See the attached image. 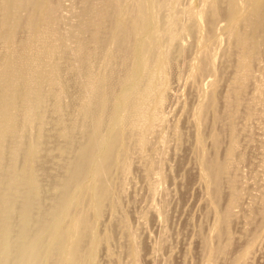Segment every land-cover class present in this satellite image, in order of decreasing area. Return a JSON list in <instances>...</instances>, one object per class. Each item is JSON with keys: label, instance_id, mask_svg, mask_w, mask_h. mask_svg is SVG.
Segmentation results:
<instances>
[{"label": "rangeland", "instance_id": "1", "mask_svg": "<svg viewBox=\"0 0 264 264\" xmlns=\"http://www.w3.org/2000/svg\"><path fill=\"white\" fill-rule=\"evenodd\" d=\"M20 1L0 0V138H4L0 140V195H5L3 188L10 183L9 172L22 177L29 167L32 182L27 188L34 201L29 202L25 225L19 210L25 203L22 195L29 194L18 176L16 183L22 184L21 188L14 184L16 196L3 239L8 249L0 254V264H17L22 235L29 237L27 244L37 245L38 264L59 260L62 254L48 256V249L63 238L49 231L68 228L64 239L70 251L80 233L75 228L79 218L88 224L81 244L84 264H264V0H156L161 5L158 12L150 10L149 1L135 0L124 17L121 52L108 43L109 34L115 36L117 31L112 32L113 15L110 20L102 15L109 10L107 0ZM144 3L150 15L140 18ZM49 4L54 5V9L49 6L54 11L50 16ZM257 6H262V13ZM172 13L178 17L174 30L171 26L175 34L163 23ZM98 16L109 20L102 24L108 28L105 36L97 37L95 30L102 23ZM139 20L143 27L153 23V31L135 35ZM93 35L101 38L100 45L97 40L94 44ZM144 45L151 47V53L141 52ZM41 48L37 59L36 50ZM12 52L19 55L16 61L10 58ZM124 94L131 117L120 104ZM129 100L134 101L128 105ZM135 110L142 112L138 113L141 120ZM138 131H144L143 149L134 142ZM120 132L114 163L103 175V183L89 174L66 189L63 181L81 158L80 148L89 141L96 146L103 143L96 147L97 156L102 155L111 135ZM206 160L226 163L228 175L219 187L205 176ZM99 183L110 194L100 205L95 197ZM64 190L70 194L69 204L63 213H54ZM44 223L48 230L41 226Z\"/></svg>", "mask_w": 264, "mask_h": 264}, {"label": "bare ground", "instance_id": "2", "mask_svg": "<svg viewBox=\"0 0 264 264\" xmlns=\"http://www.w3.org/2000/svg\"><path fill=\"white\" fill-rule=\"evenodd\" d=\"M20 1V0H19ZM41 1H44V0H41ZM104 1V0H103ZM141 1V0H140ZM149 1V3H151V5H152V7H151V11H152V8H153V10H156V9H158L159 11H161V5L159 4V3H157L156 2V0H147L146 2H148ZM157 1H159V0H157ZM21 2V1H20ZM44 2H46V1H44ZM142 2H145L144 0H142L141 2H139V3H142ZM209 2V1H208ZM42 3V2H41ZM39 3V5H41V7H42V4H44V3ZM107 3L109 4V10H105V8L103 9V10H105L106 12H104V14H102L105 18L106 17H108V19L110 20V17L113 15V17L114 18H111L112 19V32L114 31H122L121 33L123 34H121V37L119 38V36H117L116 37V33L117 32H115V36H111V33L109 34V36L111 37L109 40H108V43L110 44H112L117 50H121V49H123L124 48V46H123V38H124V36L126 37V34H125V29H123V26H124V24H125V21H127V20H125V18H127L126 16L128 15V13H129V11H130V8H132V6H133V4H135V0H107ZM137 3V2H136ZM250 3V2H249ZM252 3V2H251ZM108 4H106V5H108ZM213 4V3H212ZM264 4V3H263ZM51 4H49L48 6H47V11H48V16H50V14H49V12L51 13V11L54 9L52 6H54V5H51V7L53 8H51V9H49V6H50ZM104 5V4H103ZM141 5V4H140ZM139 5V6H140ZM142 5H144L145 7H143ZM140 7L143 9V11H142V9L140 8V18H143V16H147V15H150L149 13H148V10L146 11L145 10V8H146V5H145V3L144 4H142ZM148 5H150V4H148ZM147 5V6H148ZM217 5V4H216ZM4 6V5H3ZM10 6H12L11 4L9 5V7ZM36 6V5H35ZM44 6V5H43ZM218 6V5H217ZM40 7V6H39ZM38 7V8H39ZM40 7V8H41ZM86 7H87V5H86ZM258 7V6H257ZM262 7V6H261ZM258 7V8H260V10L262 9V8H264V7ZM43 8V7H42ZM41 8V9H42ZM94 8H95V5H94ZM93 8V9H94ZM160 8V9H159ZM165 8V7H164ZM164 8L162 7V9L164 10ZM254 8V7H253ZM257 8V9H258ZM16 9V8H15ZM102 9V8H101ZM174 9V8H173ZM176 10H177V8H175ZM174 9V14L176 13L177 14V12L178 11H176ZM179 9V8H178ZM214 8L212 7V11H213V13H214V11L215 10H213ZM217 9V8H216ZM1 10V9H0ZM34 10V9H33ZM37 10H40V9H37ZM86 10V9H85ZM100 10V9H99ZM102 10V11H103ZM149 10V11H150ZM158 10H156L157 12H158ZM259 10V11H260ZM6 11V10H5ZM8 11V10H7ZM40 11H42V10H40ZM47 11H46V13H47ZM101 11V10H100ZM132 11V10H131ZM134 11H136V10H134ZM209 11V10H208ZM251 11V10H250ZM256 11V10H255ZM52 12H54V11H52ZM172 12H173V10H172ZM261 13H262V10L260 11ZM264 12V11H263ZM37 13H38V11H37ZM41 13V12H40ZM46 13H44L45 15H46ZM100 13V12H99ZM153 13H155L154 11H153ZM160 13H162V12H160ZM195 13V12H194ZM249 13V12H248ZM247 13V15H250V19H251V15L253 14V12H252V14H248ZM52 14V13H51ZM54 14V13H53ZM105 14H107V16H105ZM132 14V13H131ZM134 14V13H133ZM152 14V13H151ZM166 14V13H165ZM168 14V13H167ZM166 14V15H167ZM174 14L172 13V16L171 17H169V18H166V16H165V20H164V22L163 23H165V25H166V27L165 28H171V30H170V28H169V31H172V33L174 32L173 30L175 29L174 27L175 26H173V24L174 23H176L175 22V20L177 21V18L175 19V16H174ZM211 14H212V12H211ZM109 15V16H108ZM154 15V14H153ZM156 16H157V14H155ZM179 15V14H178ZM189 15V14H188ZM245 15V14H244ZM37 16V15H36ZM41 16V15H40ZM54 16V15H53ZM158 16H160V15H158ZM34 17H35V15H34ZM43 17H45V16H42V19H43ZM88 17V16H87ZM101 18H102V16H100ZM125 17V18H124ZM163 17V16H162ZM196 17H199L198 15H196L195 14V18ZM38 18H40V17H38ZM47 18H48V20H49V17H47L46 16V21H44V22H49L48 20H47ZM50 18H52V17H50ZM54 18V17H53ZM98 18H99V16H98ZM133 18V17H132ZM151 18V17H150ZM154 18V17H153ZM156 18H158V17H156ZM195 18H193V20L195 19ZM248 18V20H250ZM264 18V17H263ZM37 19V18H36ZM35 19V20H36ZM93 19V18H92ZM44 20V19H43ZM51 20V19H50ZM99 20H100V18H99ZM109 20L107 21L106 19H105V21H107L108 23H109ZM160 19H158L157 21H159ZM162 20V19H161ZM192 20V21H193ZM198 20V19H197ZM246 20H247V17H246ZM247 20V21H248ZM262 20V19H261ZM37 21V20H36ZM36 21L34 22L33 21V25L35 24V26H36ZM101 21V20H100ZM100 21L98 22V23H100ZM105 21H101L102 23L100 24V26L98 27L99 28V30L97 31V30H95L96 32H98V34H97V37H98V35H99V37L100 36H105V33H104V30L106 29H108V28H105L104 29V27H103V22H105ZM250 21H253L252 19L250 20ZM254 21H259V19L258 20H254ZM37 22H39V20L37 21ZM129 22V21H128ZM140 20L139 21H136V24H135V27H134V32H135V35L136 34H145L146 35V31L147 30H151V31H153V26H152V24H149V26H147V27H143L141 24H140ZM178 22V21H177ZM194 22V21H193ZM5 23V22H4ZM8 23H10V22H8ZM8 23H6V24H8ZM41 24V26H44V24L42 25V23H43V21L42 22H40ZM162 23V22H161ZM257 23H259V22H257ZM38 24V23H37ZM103 24V25H102ZM129 24V23H128ZM179 24V23H178ZM8 25H10V24H8ZM102 25V26H101ZM147 25V24H146ZM145 25V26H146ZM154 25V24H153ZM161 25V24H160ZM163 25V24H162ZM175 25V24H174ZM213 25V24H212ZM38 26V25H37ZM36 26V27H37ZM45 26H46V23H45ZM95 27H96V25H94ZM127 26H129V25H127ZM164 26V25H163ZM162 26V27H163ZM171 26H173V30H172V27ZM196 26V25H195ZM34 27V26H33ZM108 27V26H107ZM110 27V26H109ZM159 27V26H158ZM97 28V27H96ZM159 28H161V26L159 27ZM158 28V29H159ZM164 28V29H165ZM49 29V28H48ZM128 29V28H127ZM156 29V28H155ZM130 30L131 29H128V31H129V33H130ZM157 30V29H156ZM155 30V31H156ZM167 30V29H166ZM33 31H34V29H33ZM89 31V30H88ZM93 31V30H92ZM95 31H94V33L93 34H96L95 33ZM127 31V32H128ZM132 31V30H131ZM158 31V30H157ZM168 31V32H169ZM39 32V31H38ZM41 32V31H40ZM87 32V31H86ZM104 34H103V33ZM108 32V31H107ZM43 32H41V34H42ZM103 35H102V34ZM171 32H169L167 35H168V37L171 39L172 38V40H173V36H174V34H175V32H174V34H172ZM239 33H240V30H239ZM41 34H39V36H41ZM101 34V35H100ZM120 34V33H119ZM148 34V33H147ZM152 36L154 35V34H152V33H150ZM156 34V33H155ZM161 34V33H160ZM46 36H47V34H46ZM108 36V37H109ZM127 36H130V34H127ZM142 36V35H141ZM148 36H149V34H148ZM163 36V35H162ZM240 36H241V33H240ZM239 36V37H240ZM45 36H43V38H44ZM233 37V36H232ZM238 37V38H239ZM47 38V37H46ZM53 38V37H52ZM153 38V37H152ZM155 38V37H154ZM154 38H153V40L152 41H154ZM175 38H177V37H175ZM241 38V37H240ZM41 39V38H40ZM39 39V40H40ZM92 39H93V41H94V44H95V41L97 40V38H96V36L95 35H93V37H92ZM91 39V40H92ZM101 38H98V40H97V42H98V44H97V46L98 45H100L99 44V41H102V40H100ZM105 39V38H104ZM137 39V38H136ZM150 39V38H149ZM149 39L147 40V41H149ZM156 39V38H155ZM168 39V38H167ZM179 39V38H178ZM127 40V39H126ZM139 40V39H138ZM157 40V39H156ZM169 40V39H168ZM172 40H169V42L170 41H172ZM103 41H105V40H103ZM151 41V40H150ZM158 41V40H157ZM176 41V40H175ZM236 42L238 41V40H235ZM172 42H174V41H172ZM171 42V43H172ZM83 43V42H82ZM85 43V42H84ZM89 43V42H88ZM93 43V42H92ZM147 43V42H146ZM145 43V44H146ZM154 43H156V42H154ZM153 43V44H154ZM170 43V44H171ZM81 44V43H80ZM93 44V45H94ZM95 44V45H96ZM152 44V45H153ZM174 44V43H173ZM176 44V43H175ZM37 45V44H36ZM35 45V46H36ZM92 44L90 43V46H91ZM124 45H125V43H124ZM143 45V44H142ZM147 45V44H146ZM146 45H144L143 47H142V49H143V51L141 50V52H143L144 53V55L147 53V52H149L150 51V48L148 47V46H146ZM150 45V44H149ZM159 45V44H158ZM169 45V44H168ZM110 46V45H109ZM127 46V45H126ZM130 46V45H129ZM203 46V45H202ZM39 47V46H38ZM37 47V48H38ZM113 47V48H114ZM140 47V46H139ZM147 47L149 48V49H147ZM156 47H158V46H156ZM171 47H172V45H171ZM22 48V47H21ZM32 48V47H31ZM97 48H99V47H97ZM152 48H155V47H152ZM202 48H204V47H202ZM207 48V47H206ZM18 49V48H17ZM79 49H81V48H79ZM84 49V48H83ZM96 49V48H95ZM100 49V48H99ZM115 49V50H116ZM140 49V48H139ZM155 49H157V48H155ZM154 49V50H155ZM205 49V48H204ZM11 50H13V49H11ZM98 50V49H97ZM124 50V49H123ZM200 50H201V48H200ZM208 50V49H207ZM207 50H206V52H207ZM22 51H24V50H22ZM32 51V50H31ZM81 51H82V49H81ZM110 51V50H109ZM118 51V52H119ZM153 51V50H152ZM155 51H157V50H155ZM209 51V50H208ZM14 52V51H13ZM13 52L11 53V60H13L14 61V59H15V61L17 60L16 59V57H18L19 55L18 54H16V57H15V54H14V56L12 55L13 54ZM41 52H42V48H41V50H36V53L38 54L37 56V59L39 58V55L41 54ZM121 52V51H120ZM119 52V53H120ZM206 52H205V54H206ZM43 53V52H42ZM142 53V54H143ZM149 53H151V52H149ZM148 53V54H149ZM201 53V55H204V51H203V54H202V51L200 52ZM27 54V53H26ZM35 53H33V55H34ZM153 55H155V53H152ZM256 54V53H255ZM31 55V54H30ZM42 55V54H41ZM200 55V56H201ZM257 55V54H256ZM256 55H255V57H256ZM142 56V55H141ZM41 57H43V56H41ZM47 57H49V56H47ZM109 57V56H108ZM152 57H156V60H157V56H152ZM36 57L34 56V60H36L35 59ZM144 58V57H143ZM199 58H201V57H199ZM204 58V57H203ZM205 58H206V56H205ZM204 58V59H205ZM252 58V57H251ZM31 59H32V57H31ZM40 59V58H39ZM87 59V58H86ZM117 59V58H116ZM145 59V58H144ZM106 60H107V57H106ZM129 60V59H128ZM155 60V59H154ZM202 60V59H201ZM207 60V59H206ZM33 61V60H32ZM144 61H146V60H144ZM143 61V62H144ZM151 61V60H150ZM211 61V60H210ZM202 62V61H201ZM5 63V62H4ZM14 63V62H13ZM16 63V62H15ZM19 63V62H18ZM34 63H35V61H34ZM104 63V62H103ZM106 63V62H105ZM114 63V62H113ZM149 63V62H148ZM153 63H154V61H153ZM198 63V62H197ZM205 64H206V62H204ZM139 64H141V63H139ZM145 64V63H144ZM147 64V63H146ZM150 64V63H149ZM205 64H204V66H205ZM209 64V63H208ZM211 64V63H210ZM6 65V64H5ZM5 65H3V66H5ZM10 65V64H9ZM18 65V64H17ZM34 65H36V64H34ZM33 65V66H34ZM127 65V64H126ZM202 65V64H201ZM207 65V64H206ZM11 66V65H10ZM14 66V65H13ZM147 66V65H146ZM12 67V66H11ZM15 67V66H14ZM17 67V66H16ZM19 67V66H18ZM141 67V66H140ZM144 68H145V66H144ZM9 69V68H8ZM22 69V68H21ZM34 69H35V67H34ZM102 69H103V67H102ZM147 69V68H146ZM207 68H205V70H206ZM162 70V69H161ZM208 70V69H207ZM9 71V70H8ZM15 71V70H14ZM6 72H7V69H6ZM5 72V73H6ZM10 72H12V71H9L8 73L10 74ZM4 73V72H3ZM36 73V72H35ZM239 73V72H238ZM247 73H250L249 71H247ZM90 74V73H89ZM143 74V73H142ZM145 74H147V73H145ZM237 74V73H236ZM241 74V73H240ZM102 75V74H101ZM107 75V74H106ZM138 75V74H137ZM155 75V74H154ZM7 76H8V74H7ZM23 76V75H22ZM94 76V75H93ZM92 76V77H93ZM97 76V75H96ZM99 76V75H98ZM97 76V77H98ZM139 76V75H138ZM248 76V75H247ZM6 77V76H5ZM107 77V76H106ZM106 77H104V78H106ZM146 77V76H145ZM251 77V76H250ZM99 79L101 78V76L100 77H98ZM98 78H96V80L98 79ZM109 78V77H108ZM140 78V77H139ZM144 78V77H143ZM239 78V77H238ZM99 79L97 80V82H99ZM102 80H103V77L101 78ZM100 79V80H101ZM22 80H24V76H23V79ZM93 80H95V79H93ZM105 80V79H104ZM140 80V79H139ZM141 80H143V79H141ZM109 81V80H108ZM144 81H146V80H144ZM150 81V80H149ZM153 81H154V79H153ZM248 81V80H247ZM90 82H91V79H90ZM102 82V81H101ZM105 82V81H104ZM107 82V81H106ZM237 82H241V81H238V79H237ZM93 83V82H92ZM29 84V83H28ZM100 84V83H99ZM98 84V85H99ZM106 84V83H105ZM88 85H89V83H88ZM90 85H91V83H90ZM98 85H97V88H100V87H102L103 88V86H101L102 84H100V87H98ZM144 85V84H143ZM92 86H94V85H92ZM106 86H107V84L105 85V90H106V93H107V90L108 89H106ZM151 86H152V83H151ZM90 87V86H89ZM95 87H96V85H95ZM143 86L141 85V87L139 86V88H142ZM96 88V89H97ZM107 88H109V86L107 87ZM150 87L148 86V89H149ZM94 89V91H95V88H93ZM145 89H147V87L145 88ZM91 90V89H90ZM99 90V92H98V94L100 95L101 93H102V91H101V93H100V89H98ZM105 90H103V91H105ZM134 90V89H133ZM242 90V89H241ZM97 91V90H96ZM149 91V90H148ZM136 93H138L137 91H135ZM142 92H143V90H142ZM105 93V94H106ZM129 93V92H128ZM133 93H134V91H133ZM132 93V94H133ZM136 93H134V94H136ZM140 93V92H139ZM93 94V93H92ZM97 93H96V96L98 95ZM108 94V93H107ZM125 94H127V93H125ZM122 95V101L120 102V104L122 103L123 104V106L122 107H124V110L125 111H128L129 109L127 108V110H126V105H127V97L128 96H126V95ZM131 94V95H132ZM133 94V95H134ZM145 94H147L146 92H145ZM103 95V94H102ZM139 95V94H138ZM130 96V95H129ZM136 96V95H135ZM242 96V95H241ZM18 97V96H17ZM98 97H100V96H97V98ZM134 97V96H133ZM138 97V96H137ZM143 98V97H142ZM132 99V98H131ZM133 99H135L136 100V97L135 98H133ZM239 99H241V98H239ZM18 100V99H17ZM92 101V100H91ZM105 101H106V98H105ZM133 102L132 100H129V104L128 105H130V103L131 102ZM137 101V100H136ZM135 101V102H136ZM98 102V101H97ZM96 101H95V103L94 104H96L97 103ZM246 102V101H245ZM101 104V103H100ZM119 104V105H120ZM135 104V103H134ZM138 104V103H137ZM97 105V104H96ZM99 105V104H98ZM132 105H133V103H132ZM141 105V104H140ZM210 105V104H209ZM233 105V104H232ZM238 105V104H237ZM240 105V104H239ZM241 106V105H240ZM99 107V106H98ZM104 107H105V105H104ZM107 107V106H106ZM129 107V106H128ZM131 107V106H130ZM135 107V106H134ZM140 107V106H139ZM234 107V106H233ZM94 108V107H93ZM137 108H138V106H137ZM136 108V109H137ZM144 109H146L145 107H143ZM142 108V109H143ZM106 110H107V108H105ZM121 109V108H120ZM134 109V108H133ZM139 109V108H138ZM141 108H140V110H142ZM96 110H97V112H96ZM95 111H94V113L96 112V115L98 114V110H99V108L98 109H96ZM101 110V109H100ZM132 109L130 108V110H129V116L131 117V115H130V111H131ZM104 111V110H103ZM139 111V110H138ZM143 111H145V110H142V112ZM249 111V110H248ZM105 112V115H106V111H104ZM140 112V113H139ZM138 113L140 114V116L142 115V112L141 111H139ZM87 113V112H86ZM103 113V112H102ZM114 113V112H113ZM134 113V112H133ZM135 113L138 115V113H137V111L135 110ZM145 114V113H144ZM233 114H234V112H233ZM232 114V115H233ZM252 114V113H251ZM26 115V114H25ZM96 115H95V117H96ZM103 115V114H102ZM102 115H101V119H102ZM137 115H135V117H137ZM146 115V114H145ZM158 115V114H157ZM232 115H231V117H230V119L232 118ZM107 116V115H106ZM139 115H138V117H140ZM99 117V116H98ZM97 117V118H98ZM134 117V118H135ZM143 117V116H142ZM153 117V116H152ZM25 118V117H24ZM133 118V117H132ZM154 119L156 118V116L155 117H153ZM217 118V117H216ZM96 120H98V119H96ZM127 120H130V118H128ZM136 119H134V121H135ZM138 120H141V117H140V119H138ZM138 120H137V122H138ZM219 120V119H218ZM99 121V120H98ZM102 121V120H101ZM145 121H146V119H145ZM153 121V120H152ZM124 122V121H123ZM127 122H129V121H127ZM126 122V123H127ZM130 122H132V124H133V121L131 120ZM129 122V123H130ZM136 122V121H135ZM202 122V121H201ZM218 122V121H217ZM126 123H125V125H126ZM129 123H127V124H129ZM157 123V122H156ZM235 123V122H234ZM101 124H102V122H101ZM131 124V125H132ZM136 123H134V125H135ZM143 124H144V122H143ZM142 124V125H143ZM97 125H99L98 123H97ZM130 125V124H129ZM141 125V126H142ZM152 125V124H151ZM153 125H154V123H153ZM152 125V126H153ZM101 126V125H100ZM124 126V125H123ZM99 127V126H98ZM126 127V126H125ZM130 127V126H129ZM129 127L127 128V129H129ZM134 127V126H133ZM138 127V126H137ZM143 127H144V125H143ZM101 128V127H100ZM139 129L141 128V127H138ZM98 129V128H97ZM125 130H126V128H124ZM132 129V128H131ZM134 129V128H133ZM132 129V130H133ZM138 129V130H139ZM143 129V128H142ZM144 129H145V127H144ZM231 129V128H230ZM235 129V128H234ZM131 131V130H130ZM136 131V130H135ZM150 131V130H149ZM119 132V131H118ZM125 132V131H124ZM128 132H129V130H128ZM144 132V131H143ZM143 132H135V135H133V137H134V142L136 143V145H137V147L139 148V149H141V147L143 146V144H144V138H143ZM148 132V131H147ZM153 133V132H152ZM121 132L120 133H114V135L112 136L111 135V139L108 141L109 142V145H108V147H106V149H105V152L101 155H99L98 154V156H97V153H96V147L98 148H100V145H103V143L102 144H100L99 143V141L98 140H96V141H98V144H100V145H98V146H96L97 145V143L96 142H94V141H89L88 142V144L85 146V147H83L84 149H82V148H80L81 149V158L80 159H76L77 160V162L75 163V165H73V167L71 166V169H73V172H71V169H70V172H71V175H69V177L68 178H66V179H68L67 180V182L66 183H64V181H63V186H64V184H65V188L67 189L68 187H70L71 185L73 186L74 184H77L78 182H79V180L82 178V177H84V176H87V175H89V174H93L94 176H95V178L97 177L98 178V180H100V182H102V178H104V174H106V171L107 170H110V167L113 165V163H114V156H115V150H117L116 148L119 146V144H120V141H121ZM126 134V133H125ZM128 134V133H127ZM131 135V134H130ZM218 135H219V133H218ZM129 136V135H128ZM127 136V137H128ZM237 135H235V137H236ZM127 137H125L124 136V138H127ZM130 137V136H129ZM216 137V136H215ZM1 139H4V138H0V140ZM133 139V138H132ZM205 139V138H204ZM232 139H233V137H232ZM235 139H237V137L235 138ZM128 140V139H127ZM220 140V139H219ZM3 141V140H2ZM107 142V143H108ZM122 142H123V138H122ZM126 142V141H125ZM215 142H217V140L215 141ZM124 144H126V143H124ZM132 144V143H131ZM216 145L218 144V143H215ZM135 146V145H134ZM1 147V146H0ZM15 147V146H14ZM216 147H218V146H216ZM102 148V147H101ZM231 148H233L232 146H231ZM129 149H131L130 147H129ZM134 149H135V147H134ZM137 149V148H136ZM135 149V150H136ZM142 149H143V147H142ZM2 150V149H1ZM83 150V151H82ZM123 150V149H122ZM138 150V149H137ZM235 150V149H234ZM13 152L14 151H16V147L12 150ZM32 151V150H31ZM30 154H31V152H30ZM1 155H2V153H1V151H0V159H1ZM12 155V154H11ZM122 155V154H121ZM120 155V156H121ZM129 155V154H128ZM13 156H15V154L13 155ZM18 157V156H17ZM79 158V157H78ZM27 159H29V157L27 156ZM206 159V158H205ZM232 159V158H231ZM75 160V161H76ZM230 160V159H229ZM229 160H226V161H229ZM1 161H4V160H1ZM231 161V160H230ZM120 162V161H119ZM123 163V162H122ZM148 163V162H147ZM206 163H207V160H206ZM2 164V163H1ZM5 165V164H4ZM228 165H230V164H228ZM1 166V165H0ZM28 166V165H27ZM120 167V166H119ZM27 168V167H26ZM109 168V169H108ZM121 168V167H120ZM126 168V167H125ZM228 168V167H227ZM28 169H29V167H28ZM28 169H26V171L28 170ZM1 170V169H0ZM25 171V174L24 175H22V177H20L19 175H16V174H10V172H9V176H7V179H9V181H10V183H8L7 184V187H4L3 189H4V192H5V195L4 194H1L0 195V206H1V212H0V254L2 253H5V252H7V249H8V246H6V244L4 243V241H3V239H4V237L6 236V233H8V231H9V221H8V214H9V212L11 211V206L13 205V199H12V197H14V195L16 194V188H15V186H14V184L16 185V184H20L19 186L18 185H16V186H18L19 188H21V182H19V183H16L17 182V177L19 176L21 179H22V181H24L23 183H24V185L23 186H25L26 184V186H25V188L27 189H25V188H22L23 190H24V193H28V188H27V186H28V184L29 183H31L32 182V176H30L28 173V171L26 172ZM21 174V173H20ZM22 174H23V172H22ZM226 174H227V172H226V163L224 164V162L222 163H217V162H214V161H212L211 160V162H208L206 165H205V176H207V177H209V178H211V180H212V184L214 183L215 184V186H217V187H219L221 184V178H223L224 176H226ZM104 175V176H103ZM228 175V174H227ZM229 175H230V173H229ZM96 178V179H97ZM231 179H232V177H230ZM66 179H64V180H66ZM83 179V178H82ZM224 179V178H223ZM19 180V179H18ZM6 181V180H5ZM227 181V180H226ZM97 182H99V181H97ZM231 182V181H230ZM233 183H234V181H232ZM7 182H5V184H6ZM103 183V182H102ZM102 183L100 184L99 183V187H98V185H97V189H96V191H95V197H96V199H97V201H96V203L98 204V205H100L101 204V202L103 201V200H105V198L107 197V195H110V194H108V191H107V189L105 188V186L103 185L102 186ZM0 184H2L1 183V179H0ZM34 184V183H33ZM32 184V185H33ZM220 184V185H219ZM6 186V185H5ZM22 186V187H23ZM100 186H102V187H100ZM29 187V186H28ZM61 187V186H60ZM232 187V186H231ZM19 188H17V190L19 189ZM30 190L31 189H33V188H29ZM69 189H71V188H69ZM1 190H2V188H1ZM19 190H21V189H19ZM29 190V191H30ZM3 191V190H2ZM27 191V192H26ZM32 191V190H31ZM217 191V190H216ZM21 192V191H20ZM19 191H17V194L18 193H20ZM218 192V191H217ZM219 192H220V189H219ZM218 192V193H219ZM2 193V192H1ZM23 193V192H22ZM29 193H32V192H29ZM28 193V194H29ZM230 194H232V192L230 193ZM234 197L236 196V195H234V193L232 194ZM16 196V195H15ZM22 196H26L25 197V203H23V205L21 206V208H20V213H21V219H22V221L25 223V225L27 224V222H28V217H29V212L31 211L30 210V207H29V202H31L33 199H31V194H29V195H22ZM211 196H213V195H211ZM24 197H23V199H24ZM20 198V197H19ZM69 198H70V194L68 193V191L66 190H64V193H63V196L60 198V202H58V205H57V207H55L54 206V208H53V212L55 213L56 211H58V212H61L62 211V213L66 210V207H67V205L69 204V202H68V200H69ZM218 198V197H217ZM237 200V199H236ZM235 200V201H236ZM14 201H15V199H14ZM34 201V200H33ZM74 202H75V200H74ZM77 202H79V201H77ZM82 201L80 200V203H81ZM234 202V201H233ZM232 204H234V203H232ZM14 206V205H13ZM82 206V205H81ZM99 207V206H98ZM14 208V207H13ZM16 208V207H15ZM10 210V211H9ZM56 210V211H55ZM229 211V210H228ZM264 211V210H263ZM52 212V213H53ZM80 212V211H79ZM53 213V214H54ZM229 213V212H228ZM5 214H7V216H5ZM224 216V215H223ZM222 218V217H221ZM77 220V219H76ZM75 220V221H76ZM74 221V220H73ZM225 222V221H224ZM74 223V222H73ZM76 223V226L77 227H75V228H77V230H78V232H80L79 233V235L75 238V240H74V242H73V244H72V249L69 251L68 250V247H67V241H66V239H64L65 237L64 236H66L67 237V235H66V231L69 233V230H68V228H66V227H61V226H59L58 228H56V227H52L51 228V230L49 231V232H51V234L52 235H57V237H59V238H63L62 240H60L61 242H55L53 245H52V247L51 248H49L48 250H47V248L46 249H44V250H46V251H48V256H49V254L51 253L52 255L54 254L55 256H58L59 254H62V256H58L59 258L61 257L63 260H57V261H55V262H53L52 264H64L66 261H67V263L68 264H84V263H86V261H85V258H83L82 256H81V244H82V242H83V240H84V237H85V235H84V232L87 230V226H88V224H87V222H86V219L84 220V219H82V218H79V220L77 221V222H75ZM75 223H74V225H75ZM48 223H44V225H41V226H44L45 227V229H47L48 230V228H49V226L47 225ZM57 226V225H56ZM74 228V229H75ZM57 229H59L58 231H57ZM71 229H72V227H71ZM221 231V230H220ZM222 236H224V235H222ZM21 240H20V242L18 243V248H17V251L19 252V258H18V261H17V264H38V260H39V253L37 252L38 250H37V245L36 244H27V240H29V237L27 238V237H25V235L23 236H21ZM2 240V241H1ZM69 240V239H68ZM42 247V246H41ZM43 249V248H42ZM40 250V249H39ZM83 250V249H82ZM46 251H45V254H43L44 255V258H46L45 256H46ZM17 253V252H16ZM43 253V252H42ZM41 253V254H42ZM6 254V253H5ZM15 255V254H14ZM54 256V257H55ZM0 257H2V256H0ZM4 257H5V255H4ZM4 257H3V259H4ZM16 256H14V258H15ZM53 257V256H52ZM16 259V258H15ZM53 259H55V258H53ZM52 259V260H53ZM49 260V259H48ZM13 261H15V260H13ZM40 261V260H39ZM42 261V260H41ZM45 261V260H44ZM60 261H62V262H60ZM1 262H3V261H1ZM3 263H5V261L3 262Z\"/></svg>", "mask_w": 264, "mask_h": 264}]
</instances>
